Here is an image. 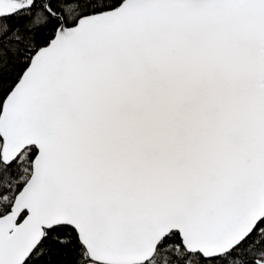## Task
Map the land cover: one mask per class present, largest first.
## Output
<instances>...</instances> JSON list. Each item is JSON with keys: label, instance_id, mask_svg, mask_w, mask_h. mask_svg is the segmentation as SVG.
<instances>
[{"label": "snow or ice", "instance_id": "1", "mask_svg": "<svg viewBox=\"0 0 264 264\" xmlns=\"http://www.w3.org/2000/svg\"><path fill=\"white\" fill-rule=\"evenodd\" d=\"M0 264H264V0H0Z\"/></svg>", "mask_w": 264, "mask_h": 264}]
</instances>
